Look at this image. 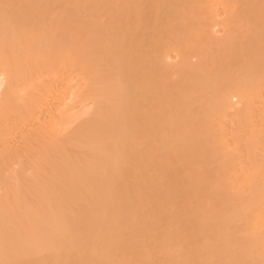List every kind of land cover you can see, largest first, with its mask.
<instances>
[{
    "label": "bare ground",
    "instance_id": "obj_1",
    "mask_svg": "<svg viewBox=\"0 0 264 264\" xmlns=\"http://www.w3.org/2000/svg\"><path fill=\"white\" fill-rule=\"evenodd\" d=\"M0 264H264V0H0Z\"/></svg>",
    "mask_w": 264,
    "mask_h": 264
}]
</instances>
